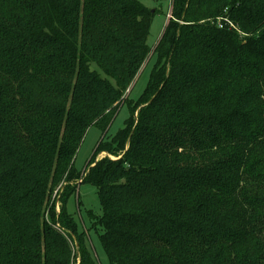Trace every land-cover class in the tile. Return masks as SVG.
Segmentation results:
<instances>
[{
  "label": "trees",
  "instance_id": "obj_1",
  "mask_svg": "<svg viewBox=\"0 0 264 264\" xmlns=\"http://www.w3.org/2000/svg\"><path fill=\"white\" fill-rule=\"evenodd\" d=\"M171 5L132 102L156 10L0 0V264H69L62 230L81 264H98L67 209L84 183L109 264H264V0ZM91 127L101 139L83 174L75 158Z\"/></svg>",
  "mask_w": 264,
  "mask_h": 264
},
{
  "label": "rangeland",
  "instance_id": "obj_2",
  "mask_svg": "<svg viewBox=\"0 0 264 264\" xmlns=\"http://www.w3.org/2000/svg\"><path fill=\"white\" fill-rule=\"evenodd\" d=\"M145 8L148 10H156V15L154 16L150 29L149 35L147 38V44L150 47L151 51L148 55V58L145 60L141 66L138 74L133 80L131 86L124 93V101L128 96V99L132 102H135L144 89L147 86L151 71L156 62V55L153 54L155 46L160 39L164 27L171 18V9L172 0H138ZM179 24H182L181 21H178ZM92 68L95 69L100 75L101 71L95 66L92 65ZM103 77V76H102ZM146 105V103H140L135 110L131 109V117L136 119L141 111V109ZM130 111L127 104H124L116 117L114 118L109 131L108 136L111 137L121 129L124 125V122L129 118ZM101 139L100 131L91 127L87 130L85 137L78 148L76 158H75V168L84 174V171L89 163V160L94 153V150ZM106 153H100L96 156L95 161H98L106 157ZM114 159V157H110ZM92 166V165H91ZM56 196V192L53 195V198ZM68 212L73 216L75 222L77 223V230L82 239L84 247L92 256V259L98 264H109L107 256L102 248V245L99 240L98 233L92 228L91 220L93 215L100 216L101 209L98 201L97 192L94 186L91 184H81L78 185L77 192L75 197L69 199L67 204ZM60 204L55 201V211L59 213ZM91 213V214H90ZM93 214V215H92ZM55 228L58 229L56 225ZM65 236L69 248H70V260L69 264H81L82 257L79 252V247L74 236H68L69 234L61 231Z\"/></svg>",
  "mask_w": 264,
  "mask_h": 264
}]
</instances>
